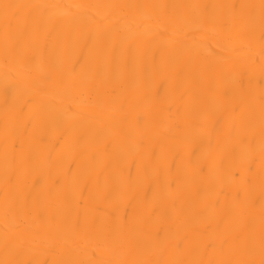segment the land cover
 Masks as SVG:
<instances>
[{
	"label": "bare ground",
	"instance_id": "obj_1",
	"mask_svg": "<svg viewBox=\"0 0 264 264\" xmlns=\"http://www.w3.org/2000/svg\"><path fill=\"white\" fill-rule=\"evenodd\" d=\"M0 264H264V0H0Z\"/></svg>",
	"mask_w": 264,
	"mask_h": 264
}]
</instances>
